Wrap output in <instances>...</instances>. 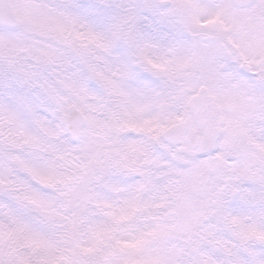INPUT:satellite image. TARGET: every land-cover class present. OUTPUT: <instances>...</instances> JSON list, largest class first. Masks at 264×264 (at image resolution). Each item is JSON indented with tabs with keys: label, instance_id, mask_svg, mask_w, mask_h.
<instances>
[{
	"label": "rangeland",
	"instance_id": "rangeland-1",
	"mask_svg": "<svg viewBox=\"0 0 264 264\" xmlns=\"http://www.w3.org/2000/svg\"><path fill=\"white\" fill-rule=\"evenodd\" d=\"M11 1L22 26L0 29V264H191L183 230L167 219L182 178L185 191L197 182L187 219L195 257L228 264L238 234L255 219L264 227V0L244 10L229 0H170L173 9L146 0L140 13L137 0ZM196 31L213 40L193 39ZM243 61L255 77L240 71ZM200 86L217 147L171 148L163 134H181L175 117L190 118ZM70 105L86 117L77 145L60 123ZM39 172L58 193L51 206L14 183ZM230 203L242 214L236 227L216 211ZM249 235L264 246L263 228Z\"/></svg>",
	"mask_w": 264,
	"mask_h": 264
},
{
	"label": "trees",
	"instance_id": "trees-1",
	"mask_svg": "<svg viewBox=\"0 0 264 264\" xmlns=\"http://www.w3.org/2000/svg\"><path fill=\"white\" fill-rule=\"evenodd\" d=\"M139 8H137V12H143L145 11V6L147 5L146 0H137ZM93 31H91L92 33ZM191 37L193 39H197L199 35L197 33L191 34ZM204 37V36H203ZM205 38H208L205 37ZM211 38V37H209ZM1 56V55H0ZM7 57H0V60H6ZM61 111L64 110V108L61 106ZM27 125H31L30 122H25ZM136 129L138 131H144L145 127L141 122H136ZM31 132V131H30ZM148 136L147 130H146V137ZM35 182H33V177L25 176L21 173H18L16 176V179L14 180V183L16 184V187L18 188L19 185L23 186L24 188L27 186H32V192L31 197L33 199H41L43 200V203L47 206H51L56 199V195L58 196L57 191L53 187V185L50 183L49 178L45 177L41 172L35 174ZM185 179H180V182L183 185L182 192L177 194V200L178 202L173 203L170 208V215L167 216V219L173 223L176 227L183 230L184 235L182 237H179V241L184 245L185 249L187 250L189 258L192 260L191 264H201V262L195 257V251L192 246V241L195 239L194 236H192V230L187 224V219L189 217L188 215V208L191 201V196L193 195L194 189L197 186V182L193 181L190 185L187 186V190L185 191ZM204 195H208L209 197L212 195V184H206V186L203 187ZM181 199V200H180ZM42 203V205H44ZM58 203V202H57ZM212 205V203H211ZM235 205L233 203H230V209L229 210H223L220 211L216 208V211L219 214L226 215L229 217H233L234 225L236 227V220L237 217H239V220H242V214H236L233 212L235 209ZM45 206V205H44ZM241 213H244V210H240ZM215 211L212 209L209 210L208 215H211V217L214 219V221H217L220 225L221 220L217 216H215ZM71 218L74 222H77L78 219L76 218V215H71ZM255 225L251 229H245L243 233H239L238 237L233 240V242H236L240 245V249L235 251L232 258L230 260H227L228 264H264V246L258 247L259 245L256 244L253 245L252 239L249 235L250 232H257V234H260V229H264L263 224L261 221L255 219ZM231 222V221H230ZM242 223V222H241ZM229 225V222L227 223ZM223 229V228H220ZM234 233H238L237 229L235 232L229 234L234 235ZM25 236H30V232L23 234ZM229 237V235L225 234ZM22 234L20 235V243L23 241ZM13 239H16V233L12 236Z\"/></svg>",
	"mask_w": 264,
	"mask_h": 264
},
{
	"label": "water",
	"instance_id": "water-1",
	"mask_svg": "<svg viewBox=\"0 0 264 264\" xmlns=\"http://www.w3.org/2000/svg\"><path fill=\"white\" fill-rule=\"evenodd\" d=\"M230 2L234 7L242 9L250 7L254 3V0H230ZM157 4L160 8H166L170 5V1L160 0ZM20 26L21 23L14 13L11 1L0 0V28L17 30ZM241 70L247 75H254L245 62L242 63ZM189 113L192 119L186 120L183 125V131L186 135L182 140L185 146L201 150L202 143H209L210 148H214L219 132L214 125L208 91L205 87L202 86L197 90L196 96L189 106ZM61 122L70 140L73 143H79L82 139V129L85 125L82 113L75 106H70L61 115ZM193 124L196 125L197 131L201 132L202 140L198 137L196 130L192 129ZM163 140L171 146H176L180 141L178 129L173 127L167 130L163 136Z\"/></svg>",
	"mask_w": 264,
	"mask_h": 264
},
{
	"label": "snow or ice",
	"instance_id": "snow-or-ice-1",
	"mask_svg": "<svg viewBox=\"0 0 264 264\" xmlns=\"http://www.w3.org/2000/svg\"><path fill=\"white\" fill-rule=\"evenodd\" d=\"M215 21H213V20H201V23H200V26L201 27H204V26H206V25H208V24H212V23H214ZM183 117L182 116H176L175 117V121H174V126H179V125H182L183 124ZM162 131H163V129H161ZM157 206H159V205H157Z\"/></svg>",
	"mask_w": 264,
	"mask_h": 264
}]
</instances>
